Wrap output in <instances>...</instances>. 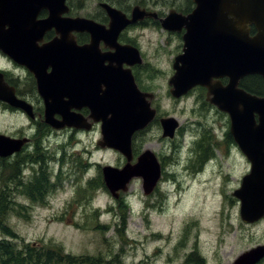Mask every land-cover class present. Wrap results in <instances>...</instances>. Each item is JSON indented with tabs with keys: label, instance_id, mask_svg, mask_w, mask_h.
<instances>
[{
	"label": "rangeland",
	"instance_id": "rangeland-1",
	"mask_svg": "<svg viewBox=\"0 0 264 264\" xmlns=\"http://www.w3.org/2000/svg\"><path fill=\"white\" fill-rule=\"evenodd\" d=\"M76 13L89 15L88 10L79 6ZM127 35L135 38L149 61L140 68L139 79L145 90L155 93L159 108L181 124L199 118L206 125H213L201 133L206 135L202 155L208 156L215 146L213 138L224 140L229 124L216 113L211 120L202 114L207 106L201 105V90L187 93L184 98L171 95L168 80L174 73L173 58L179 54L178 40L170 38L161 26L139 28ZM6 122L0 114V127ZM14 122L17 131L26 119L15 117ZM101 137L100 127L76 135L68 129L63 131V138L57 141L62 142L59 151H51L48 157L63 156V168L67 169L71 162L75 174L63 180L57 191L49 192L43 204L28 209L15 207L13 211L9 207L6 222L16 234L19 247L28 242L54 244L77 256L102 255L107 260L118 256L119 264H200L193 254L203 258V264H232L254 240L260 236L264 240V221L257 226L254 236L248 226H242L241 203L233 191L250 171V161L234 142L226 150L230 149V157L226 156L225 147L219 146L211 156L213 161L197 163L196 170L189 165L193 153L188 155L184 144L193 137L179 133L178 139L169 143L162 136L160 125H154L138 139L137 148H150L159 154L164 166L162 178L150 195H145L140 178L132 180L129 190L121 192L125 202L119 205L121 198L116 200L105 186L102 167H120L124 158L115 149L101 148L97 144ZM51 160L48 176L56 161ZM203 165L204 169L199 171ZM11 195L16 197L17 204L29 202L24 192ZM124 214L126 226L122 223ZM238 232L245 236L236 241ZM3 238L0 230V240Z\"/></svg>",
	"mask_w": 264,
	"mask_h": 264
},
{
	"label": "water",
	"instance_id": "water-1",
	"mask_svg": "<svg viewBox=\"0 0 264 264\" xmlns=\"http://www.w3.org/2000/svg\"><path fill=\"white\" fill-rule=\"evenodd\" d=\"M39 1L48 8L49 15L34 21L36 14L31 13L33 15L28 18V24L37 27H32L28 33L16 30L15 36L18 33L21 35L17 36L14 46L5 40L0 47L9 53L23 45L29 47L31 56L28 61L38 84L51 78L49 86L53 95L42 92L46 104L45 121L48 124L55 128L77 125V120L82 115L72 109L81 108L82 105L90 108V117H93L94 122H101L102 139L98 144L115 148L127 158V163L122 168L112 165L102 168L105 185L115 199L120 197L121 192L129 190L134 178L142 179L143 191L145 195H150L162 177V166L156 153L150 149H146L132 163V138L135 132L144 129L154 119V94L142 91L131 69L124 68V63L132 65L142 62L139 50L117 42L118 33L127 25L142 19L146 13L134 11L133 16L127 18L120 11L104 5L110 16V24L106 28L89 18L64 16L69 10L66 0H31V3ZM194 2L196 7L189 15L171 13L160 19L164 28L185 27L187 30L184 35V53L176 57L175 74L169 80L170 93L179 98L197 85L204 86L207 88V100L229 114L230 132L251 162L250 171L243 176L241 186L233 195L241 201V217L248 222L254 221L264 216V95L247 91L241 87L240 82L248 75L256 74L264 78V0ZM38 26L41 33L53 27L57 37L37 49L34 54L32 51L35 48L34 42L38 39ZM252 27L255 28L253 34ZM83 31L91 33L92 43L77 46L74 32ZM23 35L27 38L24 39ZM100 40H104L115 52H100ZM75 50H79L80 65L86 61V65L95 67V73H91L92 84L88 92L79 90L77 93L72 87V69L75 62L78 63ZM20 54L15 53V58L21 60ZM86 54L91 60H85ZM45 59L54 63L49 77H45L39 70ZM100 73L102 77L99 79ZM223 77L228 78L227 84L222 83ZM100 81L105 86L103 90L97 87ZM0 98L34 116L30 104L19 99L13 91L8 95L0 94ZM56 113L62 119L56 120ZM161 125L163 136L173 138L179 122L170 116L162 118ZM81 126L88 130L92 124ZM26 141L27 139H9L0 134V149H3L0 153L7 155L18 151ZM263 256L264 246H259L243 253L235 264H253Z\"/></svg>",
	"mask_w": 264,
	"mask_h": 264
},
{
	"label": "flooded vegetation",
	"instance_id": "flooded-vegetation-1",
	"mask_svg": "<svg viewBox=\"0 0 264 264\" xmlns=\"http://www.w3.org/2000/svg\"><path fill=\"white\" fill-rule=\"evenodd\" d=\"M130 1L131 0H66V6L68 7L69 10L63 15L73 16V17H86L108 28L110 24V16H109L107 8L104 5H107L110 8L120 11L127 18H131L134 14V11L146 13L142 19L134 23H131L127 25L125 28H123L118 33L117 42L121 45L134 46L139 50L140 56L142 58V62H137L132 65H128L124 63V68H130L134 76V79L136 83L138 84V86L140 87V89H142L143 91H147L145 90L146 88L144 86L143 87L145 89L142 87V84L140 82L139 70L140 68L147 66L146 64H148L147 62L149 61L147 60V58H145L146 55L143 53L138 42L135 41V38L127 35V33H131L133 30H136L139 28H149V27H154V26H161V29L163 30V32L169 35L170 38L173 37L178 40V49L176 53H179L177 55L179 56L183 54V49H184V44H185L184 35L187 32L186 28L185 27L176 28V29L164 28L161 24L160 19L167 17L171 13H178L184 16L189 15L195 9L196 4L194 0H162V1L161 0H147V2L137 0L132 3H130ZM78 6L88 10L89 15L87 16L76 15ZM49 12L50 11L48 10V8H45V6L42 5V2L40 3V1L37 3H34V2L31 3V0H0V44L3 41L5 42V40H7L8 44H11L14 46L15 41L18 38L17 36L19 35L18 33V35L15 36L16 30L27 32L37 27V25L31 26L28 24L29 17L31 18V16L35 13L36 19H34V21H38V20L46 18L49 15ZM31 13L33 14L31 15ZM40 29L41 28L39 27L38 39L34 42V45H33L35 47L34 50L32 51L34 54L37 53V49L47 45L48 43H50L53 39L57 37L56 31L53 27L50 29H47L43 33H41ZM34 31L37 32L36 30ZM74 34L76 37L77 46L78 45L85 46V45L92 43V35L90 32H87V31L74 32ZM22 37L24 39L27 38L25 37V35H23ZM98 49L101 50L100 52H105V53L115 52L114 48L108 46L104 40L99 41ZM19 51L21 52V54ZM76 51L77 50H75V53ZM78 51H77V56H78ZM15 53L17 54L19 53L21 55V60L23 61L16 59ZM30 54H31V50L29 49V47H26L25 45L21 46V48L18 47L16 49H13L11 53L5 51L2 47H0V94L8 95L9 93H11V91H13V93H15V95L19 99L25 100L27 103L30 104L31 112L34 114V116L32 117L29 115L27 111H24L21 108H17L13 106L10 102L0 98V114L3 117H6L7 119L6 125L4 127H0V134L8 137L9 139L27 138V141L18 151L12 152L7 155H3L0 153V200L3 201V204L11 208L21 207V208L28 209V208H32L36 206L37 204L41 205L42 203L45 202L46 194H48L49 192L57 191L58 188L61 187L63 180L65 179L68 180L69 178H71L72 175L75 174L74 171L72 170V165H70L71 162L69 163V166L67 169L63 168V164H64L63 156L57 158L55 154L53 158L48 157V153H50L51 151H54L55 153L59 151L58 148L60 147H58V145L61 144L62 142H57V141L63 138L64 130L68 129L69 131H72L73 135H76L78 133H85L86 131H89V132L94 131L95 128H99L101 126V122H93V117H90L91 111L89 107L84 106V105H82L81 108L73 107L72 110L75 113L82 115V118L77 120V123H76L77 125L73 127L54 128L48 123H46L45 121L46 104H45V99L42 96V92H48L49 94H52V90L50 88L51 85L49 83V81H52V80L51 78L50 79L48 78L47 80L43 81L41 85L38 84V80L36 78L35 73L31 71L30 69V65H29L30 62L28 61L29 57L31 56ZM87 54H86L85 60L86 58H88ZM93 55L95 54L93 53ZM176 57L173 58V64H172L174 73H175L174 62H175ZM77 58H78V63L75 62V64L73 65V69H72L74 70V73H73L74 75H72L73 76V86L72 87H73V90L77 93L79 92V90L83 92H88L92 84L91 83V73L95 67H93V65L91 64L86 65L85 64L86 61H84L83 65H80L79 56ZM98 58L99 57H97V59ZM88 59L91 60L90 58ZM44 61L45 63L44 62L42 63L39 70L41 69V72H43L45 77H49L50 73L53 70L54 63L52 61H47L46 59ZM105 64H108V61H105ZM174 73L170 76L172 77ZM47 74L48 76H46ZM99 75H100L99 76V79H100L102 77L101 73ZM80 78H82V80ZM227 81H228L227 77L222 78V82L224 84L227 83ZM97 87L101 88L102 90L105 89V86L102 84V81H100L97 84ZM197 90H201V96H202L201 105L205 104L207 106V109H204L202 111V114L209 116L210 120L213 119V113H216L220 117H223V118L225 117L227 119V125L229 124V129L227 128L225 130V134L223 136L224 140L217 141L215 138H213L215 140V143H214L215 146L211 148L208 156L202 155L204 154V149L202 146H203V143L206 137L204 136V134L201 135V133L203 130L206 131L205 129H208L209 127H212L213 125L208 126L206 125V122H204L203 120L199 118L197 121L192 120V122L184 121L182 124L180 123L179 127L175 131V135L173 139L169 137L166 138V139H169V141L167 142L171 143L178 139L179 133H185V134L189 133V135L193 137L191 140L187 142L184 141V144H185V149L188 152V155L192 156L191 154L193 153L194 158L189 160V165L195 168L197 167L196 166L197 163L202 164L206 162L207 160L213 161L214 157H211V156L214 155V149L218 148L219 146L225 147V154L227 157H230V149L228 150V152H226L228 144L231 145L232 142H234L236 146L241 150L238 143L236 142V140L234 139V137L232 136L230 132L229 115L226 112L220 110L217 106H215L214 104L210 103L207 100V88L206 87L195 86L188 92V94L190 93L194 94V92ZM148 92H152V91H148ZM181 97L184 98L185 96L183 95ZM152 105L156 109V115L154 119L147 125L146 128L137 131L133 136L132 162H136L138 156L145 150V149L143 150V149L137 148L138 139L142 137L143 134L148 133L149 130H151L152 127L156 124L160 125V128L163 133L161 119L166 116H170V115H166L165 114L166 112H164L163 110L159 108L156 95L152 101ZM202 114H200V116H202ZM15 117H21V118L26 119L25 125L18 128L17 131L14 129L16 127V124L14 122ZM84 118L86 120H84ZM55 119H58V120L61 119V115L59 113H56ZM84 124H92V129L91 130L84 129V127L81 126ZM230 137L233 138V141L231 142H229ZM209 139H212V138H209ZM52 142L54 143L53 145H51ZM184 144L180 146L179 151L183 148ZM147 149H150V148H147ZM0 150H3V149H0ZM156 155L161 163L162 172H163L164 171L163 162L161 161L159 154L156 153ZM243 155H245V153H243ZM122 156L124 158V161L120 165V167H122L127 162V158L124 155ZM51 159H54L56 161H55V165H53V173L51 175L49 174L48 176L47 175L48 166H49L48 161H52ZM186 163H188V160ZM203 167L204 165L201 167L199 171H202L204 169ZM84 168H86V165L84 166ZM250 168H251V163H250ZM4 178H6L7 181H5ZM16 191L24 192V194L28 197L29 202L24 203V204H17V202H15L16 197L14 195H11L15 193ZM240 218L243 222L242 226H248L249 228L248 230L253 236L256 234L257 226L261 225V223L264 221V216L254 221H249V222L245 221L242 217ZM242 236L243 237L245 236L244 232L243 234L238 232V237L236 236L237 237L236 241L240 240V237ZM262 237L263 236H260L258 239L254 240V242L249 248L239 253L232 261V264H235L243 253L253 248L264 246V240L261 239ZM253 264H264V256L260 257V259Z\"/></svg>",
	"mask_w": 264,
	"mask_h": 264
},
{
	"label": "trees",
	"instance_id": "trees-1",
	"mask_svg": "<svg viewBox=\"0 0 264 264\" xmlns=\"http://www.w3.org/2000/svg\"><path fill=\"white\" fill-rule=\"evenodd\" d=\"M255 29H252V33ZM241 86L248 91L256 94H264V79L259 75H250L243 79ZM206 136V135H204ZM125 202V198L119 200V205ZM9 207L0 200V230L4 238L0 240V264H119L118 256L105 259L102 255H74L65 252L61 246L54 244H37L25 243L22 247L16 244L17 236L9 228L6 222V216ZM15 210L14 208L10 209ZM6 213V215H5ZM122 223L127 225V216L124 214ZM122 231V230H121ZM197 261L203 264V258L197 254Z\"/></svg>",
	"mask_w": 264,
	"mask_h": 264
}]
</instances>
